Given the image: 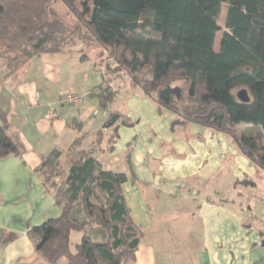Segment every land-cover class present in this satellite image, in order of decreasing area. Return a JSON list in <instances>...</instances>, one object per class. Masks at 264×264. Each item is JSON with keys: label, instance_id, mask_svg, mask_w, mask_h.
I'll return each instance as SVG.
<instances>
[{"label": "trees", "instance_id": "obj_1", "mask_svg": "<svg viewBox=\"0 0 264 264\" xmlns=\"http://www.w3.org/2000/svg\"><path fill=\"white\" fill-rule=\"evenodd\" d=\"M59 1L77 23L72 33L88 35L114 62V72L124 71L131 87L158 110L173 113L172 128L195 124L222 133L264 173V0ZM45 4L0 0V39L8 51L19 54L8 57L7 76L24 59L60 53L82 42L66 39L64 29L50 23ZM224 5L221 31L218 18ZM97 88L101 107H109L114 96L109 82ZM241 93L246 101L240 100ZM119 124L129 122L120 112H108L102 128L114 129L109 150ZM240 124L247 125L241 134ZM9 130L0 105V160L23 153L19 138ZM85 137L75 138L65 151L52 148L40 157L34 172L60 214L31 227L27 236L45 264H127L135 260L145 234L123 197L127 177L104 170L82 148ZM101 137L100 132L98 141ZM72 233H81L75 252Z\"/></svg>", "mask_w": 264, "mask_h": 264}, {"label": "crops", "instance_id": "obj_2", "mask_svg": "<svg viewBox=\"0 0 264 264\" xmlns=\"http://www.w3.org/2000/svg\"><path fill=\"white\" fill-rule=\"evenodd\" d=\"M36 66V76L22 86L33 112L18 116L15 130L22 156L0 160V264H45L27 231L58 217L60 209L34 170L52 148L65 151L75 138L86 135L84 143L90 135L83 132L92 119L89 110L78 118L70 119L64 109L56 119L48 116L75 78L51 62ZM40 82L53 92L47 86L41 91ZM98 86L89 96L96 95ZM113 92L108 112H120L129 125L116 126L118 138L109 150L114 129L102 128L107 112L87 151L104 170L127 177L123 197L134 223L145 232L135 260L127 264H264V173L224 134L195 124L172 128L175 115L158 110L131 85L121 96L131 114L111 108L118 88ZM17 109H24L21 102ZM67 132L74 137L61 148ZM12 233L16 238L8 240Z\"/></svg>", "mask_w": 264, "mask_h": 264}, {"label": "rangeland", "instance_id": "obj_3", "mask_svg": "<svg viewBox=\"0 0 264 264\" xmlns=\"http://www.w3.org/2000/svg\"><path fill=\"white\" fill-rule=\"evenodd\" d=\"M45 3L46 13L48 14L50 23L56 28L60 26V28L64 29L62 31H64L63 36H65L66 39L69 38L71 41L76 42L78 41L76 38H79V41L86 42V44L80 42L56 54H41L39 57L36 55L31 56L28 59H24L22 65L10 76H7L8 68L6 64L8 57H15L18 53L8 51L6 42L3 43L0 39V104H2L6 113V118L9 120V133L16 134V127L20 124L18 121L21 120L19 117L28 118V115H31L33 112L30 111L31 105L29 104L30 102L28 103V99L23 93L22 86H24V82L36 76V64L51 62L58 68L62 67L63 71H68L69 75L75 78L72 85H69L65 91H63V94L78 97L81 99V103L79 102L78 105L63 104L64 106L62 107V103H60V99H58L52 105V108H54L55 111L51 117H55V115V119L58 116L60 117L62 113L61 111L64 109V111L69 112L70 119L73 117L78 118V114L81 113V111L84 112V110H89L92 119L90 123L87 122V124L84 125L83 132L87 131L90 135L88 140L85 141L82 146L84 150H87L88 141L93 139L95 140L96 132L105 119L108 110H110L109 107H101L97 97V93L100 91L99 89H97V92L95 93L96 95L92 94L89 96L88 93L93 87L98 86L106 80L113 84L111 91H114V88L116 87L119 92L118 96L114 97V103L111 108L116 107L127 114H131L129 107L122 103L123 98L121 97L125 92L129 91V78L122 70L114 72V62L107 59L106 51H104L100 46H96L88 35L85 33L81 34V32L75 34L72 33L76 29L77 23H75L71 13L59 0H45ZM225 10L226 6L224 5L218 18V26L221 31L224 29ZM221 31L218 32L216 36L215 48L218 46ZM46 86L47 85H43L42 82L39 83L41 91L45 90ZM47 90L51 93L53 92V89L48 86ZM136 92L141 93L139 89H136ZM20 102L24 109L28 111L27 113L24 109H17ZM42 110L43 108H39L38 111L41 112ZM79 118L82 121V117L80 116ZM47 121L48 120H46V122ZM246 127L247 125L245 124L238 125V133L241 134L243 129ZM69 136L70 139H67ZM73 137L74 135L71 137V134L68 132L63 135L60 147L66 148L68 142H70L69 140ZM80 240L81 233L71 234L70 248L72 252H75V248L80 243ZM60 263L64 264L65 261L62 260Z\"/></svg>", "mask_w": 264, "mask_h": 264}, {"label": "built area", "instance_id": "obj_4", "mask_svg": "<svg viewBox=\"0 0 264 264\" xmlns=\"http://www.w3.org/2000/svg\"><path fill=\"white\" fill-rule=\"evenodd\" d=\"M60 102L63 103V104L78 105L79 102H81V99L78 98V97H75L73 95L64 94V95L61 96ZM53 112H54L53 109H50L48 111V116H52Z\"/></svg>", "mask_w": 264, "mask_h": 264}, {"label": "water", "instance_id": "obj_5", "mask_svg": "<svg viewBox=\"0 0 264 264\" xmlns=\"http://www.w3.org/2000/svg\"><path fill=\"white\" fill-rule=\"evenodd\" d=\"M239 98H240L241 101H246L247 100V97L245 96L244 93H241L239 95ZM261 246L264 248V241L261 243Z\"/></svg>", "mask_w": 264, "mask_h": 264}]
</instances>
